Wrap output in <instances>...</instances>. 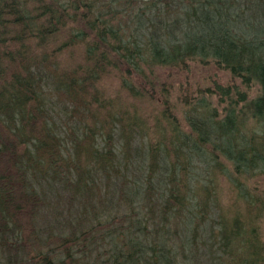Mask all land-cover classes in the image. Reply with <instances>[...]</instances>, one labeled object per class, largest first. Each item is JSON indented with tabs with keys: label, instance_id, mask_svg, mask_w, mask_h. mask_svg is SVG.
I'll return each instance as SVG.
<instances>
[{
	"label": "trees",
	"instance_id": "trees-1",
	"mask_svg": "<svg viewBox=\"0 0 264 264\" xmlns=\"http://www.w3.org/2000/svg\"><path fill=\"white\" fill-rule=\"evenodd\" d=\"M262 221L264 0H0V264H264Z\"/></svg>",
	"mask_w": 264,
	"mask_h": 264
},
{
	"label": "rangeland",
	"instance_id": "rangeland-1",
	"mask_svg": "<svg viewBox=\"0 0 264 264\" xmlns=\"http://www.w3.org/2000/svg\"><path fill=\"white\" fill-rule=\"evenodd\" d=\"M226 79L227 75L224 72L216 71L212 67H202L198 65L188 66L186 69L165 72L162 74V80L167 81L170 84L172 95L170 99H173V94L177 90L183 92L196 87H204L213 82H222ZM50 101L49 109L51 110V115L58 127V131L56 132L61 138H63L64 146L67 148L68 141L66 137L69 128L66 126L70 123L66 120L65 114L68 107L61 102H57L56 99H50ZM260 228L264 238V221L260 223Z\"/></svg>",
	"mask_w": 264,
	"mask_h": 264
}]
</instances>
